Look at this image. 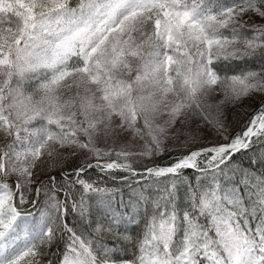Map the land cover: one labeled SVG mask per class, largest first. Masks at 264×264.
<instances>
[{
  "label": "snow or ice",
  "instance_id": "snow-or-ice-1",
  "mask_svg": "<svg viewBox=\"0 0 264 264\" xmlns=\"http://www.w3.org/2000/svg\"><path fill=\"white\" fill-rule=\"evenodd\" d=\"M0 264H264V0H0Z\"/></svg>",
  "mask_w": 264,
  "mask_h": 264
}]
</instances>
